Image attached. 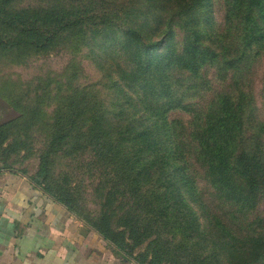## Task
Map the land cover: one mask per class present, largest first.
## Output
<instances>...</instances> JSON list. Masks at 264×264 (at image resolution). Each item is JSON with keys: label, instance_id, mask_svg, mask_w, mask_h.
Listing matches in <instances>:
<instances>
[{"label": "trees", "instance_id": "1", "mask_svg": "<svg viewBox=\"0 0 264 264\" xmlns=\"http://www.w3.org/2000/svg\"><path fill=\"white\" fill-rule=\"evenodd\" d=\"M16 1L0 0V54L86 42L122 93L88 133L94 156L109 161L102 189L110 211L82 220L136 264H264V122L243 73L264 54V0H227L221 28L200 0H144L136 11L108 0L15 9ZM209 68L220 85L194 103ZM175 110L189 120L170 118ZM8 128L0 124V149ZM65 139L54 133L51 151ZM7 155L2 148V168L13 169ZM46 173L43 166L38 176ZM42 189L79 216L62 186Z\"/></svg>", "mask_w": 264, "mask_h": 264}, {"label": "rangeland", "instance_id": "2", "mask_svg": "<svg viewBox=\"0 0 264 264\" xmlns=\"http://www.w3.org/2000/svg\"><path fill=\"white\" fill-rule=\"evenodd\" d=\"M108 1L121 8L129 6L130 11L145 3L144 0ZM43 4L44 0H17L13 8ZM211 4L212 23L221 28L229 4L227 0H200L197 8L210 11ZM74 43L46 54L32 52L29 56H19L17 51L0 54V124L8 123L9 127L2 148L8 152L5 162L31 180L36 177L42 188L46 184L66 189L79 215L71 212L76 218L98 221L104 212L110 211L103 205L106 190L102 189L107 177L104 166L109 161L94 156L88 133L94 125L92 119L101 116L103 108L113 110V99L120 101L117 97L121 98L122 93L110 89L113 74L108 72L99 48L91 49L86 42ZM243 73L255 99L257 116L264 122V54L255 57ZM203 74L196 81L200 91L193 97L194 103L203 104L220 85L213 68L204 70ZM94 101L97 104L93 105ZM169 116L183 121L190 118L181 110L172 111ZM72 121H76L77 128L70 126ZM58 131L66 139L51 151L49 139ZM43 166L47 167L45 178L38 176ZM198 187L204 194L209 192L201 180ZM120 202L125 204V198H120ZM116 219L113 217L114 226Z\"/></svg>", "mask_w": 264, "mask_h": 264}, {"label": "crops", "instance_id": "3", "mask_svg": "<svg viewBox=\"0 0 264 264\" xmlns=\"http://www.w3.org/2000/svg\"><path fill=\"white\" fill-rule=\"evenodd\" d=\"M0 264H136L23 173L0 163Z\"/></svg>", "mask_w": 264, "mask_h": 264}]
</instances>
